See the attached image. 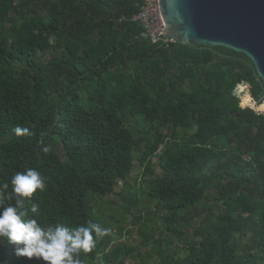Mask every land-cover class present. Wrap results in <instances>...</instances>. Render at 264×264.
<instances>
[{
	"label": "trees",
	"instance_id": "16d2710c",
	"mask_svg": "<svg viewBox=\"0 0 264 264\" xmlns=\"http://www.w3.org/2000/svg\"><path fill=\"white\" fill-rule=\"evenodd\" d=\"M141 1L0 0V183L36 168L46 177L32 197L42 223L108 228L96 198L120 183L132 214L138 164L165 232L183 238L184 254L159 264H264V113L250 108L264 100L263 83L244 54L141 36L129 20ZM111 237L81 251L84 263L123 264L106 249ZM0 260L39 264L9 244Z\"/></svg>",
	"mask_w": 264,
	"mask_h": 264
},
{
	"label": "clouds",
	"instance_id": "9594fccd",
	"mask_svg": "<svg viewBox=\"0 0 264 264\" xmlns=\"http://www.w3.org/2000/svg\"><path fill=\"white\" fill-rule=\"evenodd\" d=\"M13 131L18 136L32 135L28 127L17 126ZM38 143L44 144L43 138ZM42 151L48 153L51 147L44 146ZM45 189L46 177L36 168L17 171L10 181L0 183V247L12 245L14 256L36 260L39 264H84L81 251L92 252L99 239L110 235L112 230L92 221L86 226L42 223L39 204L32 197L37 190L44 192ZM26 204L30 207L26 208ZM0 264L4 261L0 260Z\"/></svg>",
	"mask_w": 264,
	"mask_h": 264
},
{
	"label": "water",
	"instance_id": "95a60500",
	"mask_svg": "<svg viewBox=\"0 0 264 264\" xmlns=\"http://www.w3.org/2000/svg\"><path fill=\"white\" fill-rule=\"evenodd\" d=\"M159 8L164 37L244 54L264 86V0H159Z\"/></svg>",
	"mask_w": 264,
	"mask_h": 264
},
{
	"label": "rangeland",
	"instance_id": "374dc122",
	"mask_svg": "<svg viewBox=\"0 0 264 264\" xmlns=\"http://www.w3.org/2000/svg\"><path fill=\"white\" fill-rule=\"evenodd\" d=\"M49 43H52V41L49 40ZM244 88V92L248 93L247 85L244 84ZM241 95L242 93L237 94V97L241 99ZM253 105L254 103L252 101V106ZM162 147L163 146H160L158 150ZM56 151L61 152L59 146L56 147ZM156 161L157 155L154 154L152 156V170L155 174L158 173ZM141 172L142 167L135 164L129 175V181L132 186L131 193L136 192L139 195V200L136 208L132 210V214L124 211L126 206L121 204L116 194L120 187V183L117 184V188H115L113 194L101 197L100 200H97V197L95 201V211L101 217L99 219L101 221H106L108 228L112 230L110 234L112 236L111 242L108 243L107 246L108 250L118 248L120 252L118 259L122 261L123 264H159L162 260L160 255L168 253L180 257L184 254V249L182 247L183 238L181 237L179 239L164 230V225L160 216L165 213V210L161 206H156L153 200L144 196L146 187L141 180ZM133 214L141 215L142 218L140 223L135 222ZM196 222L193 223L196 224ZM194 224L184 228L185 239L189 240L192 238L191 232L194 229ZM119 226L123 227L122 231L113 230ZM144 234L152 235V238L145 244H143L145 240L143 238ZM114 264L118 263L115 262Z\"/></svg>",
	"mask_w": 264,
	"mask_h": 264
},
{
	"label": "built area",
	"instance_id": "2783aa9c",
	"mask_svg": "<svg viewBox=\"0 0 264 264\" xmlns=\"http://www.w3.org/2000/svg\"><path fill=\"white\" fill-rule=\"evenodd\" d=\"M129 20L142 26L141 36L144 38L160 39L165 45L175 42L173 38L162 35L165 25L160 13L159 0H142L138 11Z\"/></svg>",
	"mask_w": 264,
	"mask_h": 264
},
{
	"label": "bare ground",
	"instance_id": "6f19581e",
	"mask_svg": "<svg viewBox=\"0 0 264 264\" xmlns=\"http://www.w3.org/2000/svg\"><path fill=\"white\" fill-rule=\"evenodd\" d=\"M257 110L264 111V101L257 107Z\"/></svg>",
	"mask_w": 264,
	"mask_h": 264
}]
</instances>
